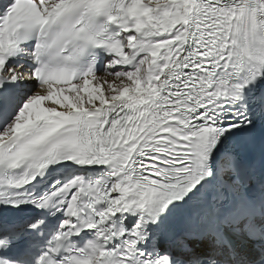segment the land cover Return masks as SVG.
Returning a JSON list of instances; mask_svg holds the SVG:
<instances>
[{
    "label": "snow or ice",
    "instance_id": "obj_1",
    "mask_svg": "<svg viewBox=\"0 0 264 264\" xmlns=\"http://www.w3.org/2000/svg\"><path fill=\"white\" fill-rule=\"evenodd\" d=\"M0 264H264V0H0Z\"/></svg>",
    "mask_w": 264,
    "mask_h": 264
}]
</instances>
